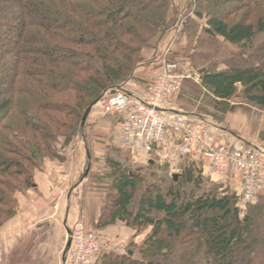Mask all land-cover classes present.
I'll return each mask as SVG.
<instances>
[{"label": "trees", "instance_id": "16d2710c", "mask_svg": "<svg viewBox=\"0 0 264 264\" xmlns=\"http://www.w3.org/2000/svg\"><path fill=\"white\" fill-rule=\"evenodd\" d=\"M229 1L222 8V0H194L196 18L206 20L200 37H207L198 42L220 38L237 47L247 65L200 69L202 84L219 105L241 97L264 110V59L256 61L263 56L254 54L264 35V0ZM172 5L173 0H0V173L25 177L16 179L19 185L2 182L0 202L7 209H0L1 224L17 212L14 194L35 186L33 170L49 156L62 158L56 150L61 135L51 125L65 129L66 143L80 133L87 109L122 89L140 66L141 49L162 44L174 23ZM237 12L243 13L230 23ZM196 25L190 19L186 29ZM57 114L71 118L70 125ZM107 165L112 207L105 204L99 228L123 221L137 233H151L142 257L129 249L125 256L106 254L101 264H264L263 203L241 219L237 196L208 187L204 169L187 157L179 165L181 178L168 179L163 188L139 187L141 173L111 160ZM139 188L144 191L138 196ZM196 234L192 244L189 237ZM167 245L174 248L170 253Z\"/></svg>", "mask_w": 264, "mask_h": 264}, {"label": "rangeland", "instance_id": "374dc122", "mask_svg": "<svg viewBox=\"0 0 264 264\" xmlns=\"http://www.w3.org/2000/svg\"><path fill=\"white\" fill-rule=\"evenodd\" d=\"M193 2L194 0H173V5L170 9L171 17L174 18L172 29L167 33V35L165 36L166 38L159 47L151 48L149 46H146L141 49L140 57H142L143 60L137 70H135V72L133 73L132 77L124 82V85H130L132 87L137 84H139L140 86L144 85V78L150 76V72L153 71L154 68H158V63L163 58V56L168 59L177 61L184 69L190 68L198 72H200V69L203 68H206L210 71H220L227 68L247 65V63L241 58L239 49L220 38L209 39L210 41H208L204 45H201L198 42V40L200 41L201 38L203 40L204 37H207H200L201 27L205 25L206 20L196 18V8ZM222 2V8H229L231 5V2L229 0H222ZM252 6L253 8L255 7V2L252 4ZM242 13L243 12H237L235 15H232L229 18V22L231 23L232 21L237 20ZM190 19L195 21L198 28H192L190 30L186 29V24L190 22ZM193 31L195 33H193L192 39L190 40L189 34ZM263 44L264 35H261L258 37L256 43L254 44V54L262 55L263 58L256 61L264 59V50L260 51ZM201 53H206V55ZM251 54L252 52L247 55V58ZM262 61V63H264V60ZM71 97H73L72 94L70 98ZM176 101V105L183 111L194 112L203 115L208 120L224 127L226 130L232 132L233 134L234 131L232 130H235L234 128L238 129L235 134H238L241 139L243 138L245 141L254 144L264 150L263 109L248 103L241 97H237L232 98L226 102L228 109H226V111L224 112V110L222 109L224 108V106H218V103L223 102L215 98L214 95L203 86L202 80L200 81V83L194 81L185 82ZM57 116L62 119V122L70 125L72 120L71 118H68L64 115L61 116L59 114H57ZM111 117L114 118V116L96 118L90 115L87 120V147L90 151L91 156V164L88 165H91V169L87 177H85L86 179L82 183L76 184L79 185V189L73 191L74 194L71 199L76 209H79L81 212L88 211L87 213L89 215L92 214L93 216V214L95 215V213H91V208L89 207V205L87 208V200L89 199V196H91V194L93 193H97V195L93 198L97 199L98 203L100 200H102L101 196L99 195L101 193L105 194V196H103V206L99 211L96 228H88L83 220H79L76 223L81 224L84 227L85 234L90 239L96 241L100 246L98 253L90 257L86 262L82 264H101L106 254L125 256L128 254L129 249H133L136 252V257H142L140 249H142V246L151 233V228H146L142 230V232L137 233L134 229L128 227L123 221L109 223L105 227L99 228V222L101 221L100 217L105 204V208L112 207V200L108 201L107 199V194L109 193V191H111V179L109 177L110 168L107 165V161L111 160L117 162L123 169L133 170L135 173H141L144 179H139L136 181V184L139 187L147 185H162L161 187L163 188L164 185H169L168 179L173 178L179 180L181 178L182 170L179 169V165L183 161V159L186 158H181V160L175 167H171L166 163L162 164L158 158H154L152 162L148 163L138 160L132 156L130 151L122 148L121 145L116 142V131L114 129L106 132V136H104V142H101L102 145H99V143L96 144L93 135L94 131L101 122ZM51 126L55 129V132L58 135H61V138H59V142L56 145V150L60 151V155L62 158L56 159L54 156L47 157L44 160L42 167L33 170V182L36 184L37 181H42L48 178L51 179V173L52 170H54L52 166L55 167V165H57L59 168L55 175L56 178L52 180L54 182L52 185L57 190V195L59 196V201L57 202V204L60 202L62 204L65 201V204L67 206L65 198L67 193L69 192V187H71L78 180L82 169L87 165L84 151L81 148V133L82 130L86 128L84 127V129H81L80 133H77V135H75L70 142L66 143L64 139L65 137H62L63 135H66L65 129H62V126L60 125V128L58 127L59 131H57L55 125ZM167 144L172 147L171 142H168ZM18 150L22 149L18 147ZM7 157L9 158L13 156ZM22 162L25 166H27L28 169H33V167L25 160H22ZM149 163H152V165H150ZM162 166H167L169 168L168 172L161 171L160 169ZM75 168H79V173H75ZM203 177L208 181L206 184L208 187L216 186L218 187L219 192L223 195L229 194L237 196L236 198L238 199V207L240 209L241 219L248 214L251 207H256L261 203L264 204L263 190L257 196L254 204L246 205V208L244 207L245 209L243 207L240 208V195L242 191V185H239L236 178H234L233 176L226 178L219 177L208 168L204 169ZM16 179L23 180L25 179V177L21 176L20 178H11L0 173V191H3L5 189V187L3 186V183L5 182H9L12 185H17L18 183L16 182ZM145 183H147V185H145ZM30 189L32 188L29 187L14 194V197H16L17 199V212L12 215L11 218H9L4 224H1L3 223L4 219L3 216L1 217L0 231L9 221L17 216L21 205L20 199L22 196H26L28 190ZM143 191L144 190L142 188H139L137 191V195H141ZM191 191H193V189L188 187V192ZM162 192H164V190ZM113 194H115V192H113ZM0 209L6 210L7 206H5L4 203L0 202ZM106 212L107 211H105L104 213L105 216L109 214L108 212ZM262 219L264 221V212ZM104 220L105 219H103V221ZM71 228H68L66 226L64 227L60 242L55 247L56 253L49 256H47V254L44 255L45 260L42 261L41 264H62L63 257L61 255V251L66 238V230ZM166 237L167 236H165L164 238ZM199 237H201V235ZM197 239L198 234L189 237V240L192 242V244H195ZM27 247L26 245H24L22 249H18V246H16V250L12 251L10 254H6V256H8L6 258L4 256L5 250L2 247V239H0V264H37L35 261L32 262L30 256H27V254L25 255ZM166 249L170 253L174 248L173 246L169 245ZM51 257L53 258V260L50 259Z\"/></svg>", "mask_w": 264, "mask_h": 264}, {"label": "built area", "instance_id": "2783aa9c", "mask_svg": "<svg viewBox=\"0 0 264 264\" xmlns=\"http://www.w3.org/2000/svg\"><path fill=\"white\" fill-rule=\"evenodd\" d=\"M187 81L200 83L201 74L163 56L158 68L144 78V85H124L105 93L90 115L118 117L116 142L134 158L147 163L158 158L175 167L181 158L189 157L219 177L236 178L242 185L240 208L254 204L264 190V150L205 116L178 107L176 99ZM65 237L62 264H82L99 251V244L85 234L81 224L67 229Z\"/></svg>", "mask_w": 264, "mask_h": 264}, {"label": "crops", "instance_id": "0c3cea01", "mask_svg": "<svg viewBox=\"0 0 264 264\" xmlns=\"http://www.w3.org/2000/svg\"><path fill=\"white\" fill-rule=\"evenodd\" d=\"M222 109L225 112L228 106H224ZM118 120V117L114 116V118H108L97 126L93 133L96 144L99 143V145H102L101 142H104L106 132L113 129L115 131L117 130ZM85 128L86 129L82 130L81 133V148L84 151L87 165L82 169L78 180L69 187V192L65 198L67 206L65 201L62 204L61 202L57 204L59 196L57 195V190L52 185L54 183L52 180L56 178L55 175L59 168L55 165V167L52 166L54 170H52L51 179L48 178L37 181L35 186L28 190L26 196L21 197L19 213L0 231V239H2V247L5 250L4 256L6 258L8 257L6 254H10L12 251L16 250V246H18V249H22L24 245H26V247H28L26 248L25 255L27 254V256H30L32 262L35 261L37 264H41V262L45 260L44 255L47 254V256H49L56 253L55 247L60 242L65 226L71 228L74 227L79 220H83L88 228H96L99 211L103 206V196H105V194L101 193L99 195L102 198V200L99 201L100 203H97L98 200L93 198L97 193H93L89 196L87 208L89 205L91 213H95L93 216L92 214L89 215L87 213L88 211L81 212L79 209H76L71 201L74 194L73 191L79 189V185L76 184H80L86 179L85 173L87 171V166L91 164L90 151L87 147V125ZM234 129L236 131L231 129L234 131V135L240 137L238 134H235L238 129ZM74 171L75 173H79L80 170L79 168H75ZM50 259L53 260L52 257Z\"/></svg>", "mask_w": 264, "mask_h": 264}, {"label": "water", "instance_id": "95a60500", "mask_svg": "<svg viewBox=\"0 0 264 264\" xmlns=\"http://www.w3.org/2000/svg\"><path fill=\"white\" fill-rule=\"evenodd\" d=\"M98 100H99V99H97V100H96V101H95V102H94V103H93V104L87 109V111H86V113H85V115H84V117H83V119H82V121H81V129H84V127H85V125H86V123H87V120H88V118H89L90 112H91L92 108L94 107V105L98 102ZM90 169H91V165L88 166L87 171H86V173H85V177H87V175H88ZM69 246H70V242H68L66 252H67ZM130 254H132V252H130ZM65 256H66V253L63 255L62 263H64V261H65Z\"/></svg>", "mask_w": 264, "mask_h": 264}]
</instances>
